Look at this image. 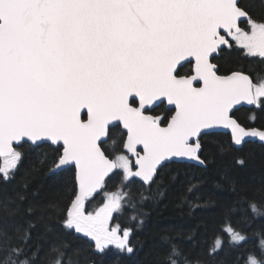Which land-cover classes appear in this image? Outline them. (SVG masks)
Segmentation results:
<instances>
[{
    "label": "snow or ice",
    "instance_id": "snow-or-ice-1",
    "mask_svg": "<svg viewBox=\"0 0 264 264\" xmlns=\"http://www.w3.org/2000/svg\"><path fill=\"white\" fill-rule=\"evenodd\" d=\"M225 48L249 61L248 70L218 74L211 57ZM242 103L264 108V0H252L251 10L238 0H0V182L14 178L23 159L14 145L22 143L39 152L47 176L74 167L70 202L63 205L35 202L38 189L27 178L20 191H0V264H73L67 242L43 251L39 241L54 231L48 223L33 240L38 225L53 218L87 238L95 254L135 256L134 229L112 221L137 197L149 199L145 191L165 164L207 167V137H229L217 144L221 154L249 138L264 146V128L233 118ZM114 177V190H106ZM136 182L138 192L131 187ZM101 193L102 203L89 211ZM234 195L203 257H189L172 242L158 264H211L225 247L252 238L257 243L243 264H264V224H255L264 219V199L242 188ZM143 217L135 212L129 219L142 228Z\"/></svg>",
    "mask_w": 264,
    "mask_h": 264
},
{
    "label": "trees",
    "instance_id": "trees-1",
    "mask_svg": "<svg viewBox=\"0 0 264 264\" xmlns=\"http://www.w3.org/2000/svg\"><path fill=\"white\" fill-rule=\"evenodd\" d=\"M246 2L241 1L239 5L251 10L248 3L252 4V0ZM252 14L257 16L259 13L253 10ZM238 55L239 53L230 56L224 65L220 66L221 69L227 70L239 66L246 68L249 61L240 60ZM188 67L189 65L186 64L184 70ZM251 112V109H243L233 113V116L245 127L264 128V108H256L254 120L250 118ZM113 135L118 136L119 133L114 129ZM227 139L229 137L225 136L204 138L205 150L202 158H207V167L186 162L165 164L159 170L151 192L145 191L149 199L140 202L137 197L134 208H126L122 215H116L113 224L119 222L122 228L134 229L131 239L138 249L135 256L121 258L117 256L115 250L108 251L104 255L95 254L87 238L66 232L54 218L50 221L46 219L38 225L33 233V240L38 239L39 234L44 232V223H48L54 231L48 233L45 240L39 241L43 251H46L51 244L67 242L73 264H158V260L172 242L189 257H203L207 243L223 226L224 206L236 198L234 189L242 188L246 196L257 200L264 199V147L256 142H248L237 150L221 154L217 151V144ZM110 145L111 140L105 144V147L108 148ZM16 148L23 153V159L15 171L14 178L6 183L0 182V191L8 194L20 191L27 178L31 181V190L38 189V195L32 199L42 207L55 202L61 205L69 203L71 187L74 183V167L58 177H50L40 170L39 152L30 144L22 143ZM237 159H243L245 163L238 165ZM34 168L37 171H33ZM225 177H231L233 183ZM117 182L118 178L114 177L109 181L106 190H114ZM197 183L199 187L192 192L187 191L191 184ZM131 187L135 192L142 190L139 182L133 183ZM102 200L101 193L89 203L88 210L98 207ZM197 201L200 207L193 206ZM135 212L144 214L145 223L142 228H137L129 219ZM39 215L38 212L37 216ZM238 218V216L234 217L233 223H236ZM255 224H264V219H258ZM166 236L169 238L168 241L164 240ZM189 236L194 238L190 240ZM256 243V239L252 238L242 247H225L211 264H237L238 261L243 264V258L254 249Z\"/></svg>",
    "mask_w": 264,
    "mask_h": 264
},
{
    "label": "flooded vegetation",
    "instance_id": "flooded-vegetation-1",
    "mask_svg": "<svg viewBox=\"0 0 264 264\" xmlns=\"http://www.w3.org/2000/svg\"><path fill=\"white\" fill-rule=\"evenodd\" d=\"M241 1H245V2H246L247 0H240V2H241ZM240 2H239V3H240ZM246 3H247V2H246ZM248 5L251 7L250 2L248 3ZM241 7H242V6H241ZM243 8H244V7H243ZM258 15H259V14H258ZM241 27H244V28L247 30V25H246V22H245L244 20L241 21ZM236 53H238V52L235 51L234 49L230 51V50H228L227 48H225L224 50L219 51L218 53L214 54V55L211 57L212 62H213L214 64H216V66H217V68H218V74H220V75H226V74H229V72H230L231 70H236V69H238V68L241 67V66H239V67H236V68H230V69H227V70H226V69H225V70H222L221 67H220L221 65H224V63L229 59L230 56H233V55L236 54ZM238 58H240V60L244 61L243 59H241L240 54L238 55ZM244 62H247V61H244ZM249 63H250V62H248V63H247L248 66H247L246 68H244L245 71L248 70ZM163 107H164V106H161V108H156V109H154L153 114H160V113H161V110H162ZM243 109H251V111H252L251 114H252V116L255 117V110H256V108H254V107H251V108L240 107V108L234 110L233 113L238 112V111L243 110ZM233 113H232V115H233Z\"/></svg>",
    "mask_w": 264,
    "mask_h": 264
},
{
    "label": "water",
    "instance_id": "water-1",
    "mask_svg": "<svg viewBox=\"0 0 264 264\" xmlns=\"http://www.w3.org/2000/svg\"><path fill=\"white\" fill-rule=\"evenodd\" d=\"M240 2V0H238V3ZM242 20H244L243 18H242ZM241 20V21H242ZM214 54H216V53H214ZM213 54V55H214ZM240 107H246V108H251V107H253V106H249V105H247V104H245V103H242L241 105H237V106H235V108H234V110H236V109H238V108H240ZM233 110V111H234ZM233 113V112H232ZM86 118V117H85ZM233 118H235L234 116H233ZM236 119V118H235ZM242 125V124H241ZM242 126H244V125H242ZM251 127H255V128H258V129H260L261 127H257V126H249V128H251ZM249 142H256V143H258V144H260L258 141H256V140H254V139H251V138H249ZM19 145H21V144H19ZM19 145H14L15 147H17V146H19ZM261 145V144H260ZM264 147V146H263ZM141 151H142V148L140 149ZM133 162H134V159H133ZM186 163H190V164H194V165H197V166H200V167H204V166H201V165H199L198 164V162H196V161H185Z\"/></svg>",
    "mask_w": 264,
    "mask_h": 264
},
{
    "label": "rangeland",
    "instance_id": "rangeland-1",
    "mask_svg": "<svg viewBox=\"0 0 264 264\" xmlns=\"http://www.w3.org/2000/svg\"><path fill=\"white\" fill-rule=\"evenodd\" d=\"M250 118L252 119V117H250ZM2 165H3V158H0V166H2Z\"/></svg>",
    "mask_w": 264,
    "mask_h": 264
}]
</instances>
